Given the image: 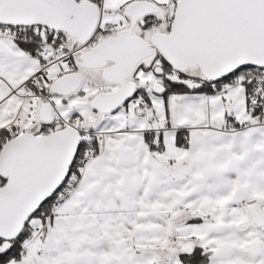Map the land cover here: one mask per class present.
<instances>
[{
    "label": "snow or ice",
    "instance_id": "obj_1",
    "mask_svg": "<svg viewBox=\"0 0 264 264\" xmlns=\"http://www.w3.org/2000/svg\"><path fill=\"white\" fill-rule=\"evenodd\" d=\"M0 264H264V0H0Z\"/></svg>",
    "mask_w": 264,
    "mask_h": 264
}]
</instances>
